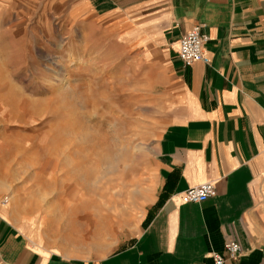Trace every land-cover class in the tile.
Returning <instances> with one entry per match:
<instances>
[{"label": "rangeland", "instance_id": "obj_1", "mask_svg": "<svg viewBox=\"0 0 264 264\" xmlns=\"http://www.w3.org/2000/svg\"><path fill=\"white\" fill-rule=\"evenodd\" d=\"M72 2L0 0V201L48 250L102 258L141 229L169 115L156 70Z\"/></svg>", "mask_w": 264, "mask_h": 264}, {"label": "crops", "instance_id": "obj_2", "mask_svg": "<svg viewBox=\"0 0 264 264\" xmlns=\"http://www.w3.org/2000/svg\"><path fill=\"white\" fill-rule=\"evenodd\" d=\"M72 3V15L104 25L122 52L157 72L169 122L156 146L153 199L129 245L83 259L48 250L0 201V264H214L225 241L241 253L224 264H264V0ZM194 25L208 37L210 63L184 68L178 43ZM206 182L214 197L181 200Z\"/></svg>", "mask_w": 264, "mask_h": 264}, {"label": "built area", "instance_id": "obj_3", "mask_svg": "<svg viewBox=\"0 0 264 264\" xmlns=\"http://www.w3.org/2000/svg\"><path fill=\"white\" fill-rule=\"evenodd\" d=\"M208 37L202 31V25L192 26L180 38L178 43L177 58L184 68L193 64L203 62L209 64L210 60L205 55L204 46ZM215 188L213 183L206 182L189 187L181 193V200L184 203L198 204L214 197ZM6 202V199L4 200ZM223 254L212 253L211 258L214 264H224L226 259H234L241 253V246L235 241H225Z\"/></svg>", "mask_w": 264, "mask_h": 264}]
</instances>
